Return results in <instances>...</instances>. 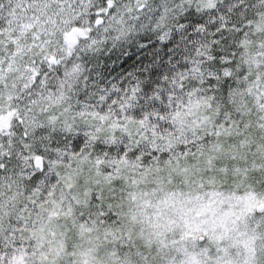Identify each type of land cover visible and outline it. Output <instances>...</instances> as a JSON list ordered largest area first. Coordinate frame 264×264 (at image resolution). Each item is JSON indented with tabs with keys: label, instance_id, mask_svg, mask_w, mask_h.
Instances as JSON below:
<instances>
[{
	"label": "snow or ice",
	"instance_id": "obj_1",
	"mask_svg": "<svg viewBox=\"0 0 264 264\" xmlns=\"http://www.w3.org/2000/svg\"><path fill=\"white\" fill-rule=\"evenodd\" d=\"M0 264H264V0H0Z\"/></svg>",
	"mask_w": 264,
	"mask_h": 264
},
{
	"label": "trees",
	"instance_id": "obj_2",
	"mask_svg": "<svg viewBox=\"0 0 264 264\" xmlns=\"http://www.w3.org/2000/svg\"><path fill=\"white\" fill-rule=\"evenodd\" d=\"M141 37H143V39L141 41V44H138V46L142 45L144 49L149 51V53L147 54V56L149 55V58L147 57L148 61L146 62V64L142 62L141 63L142 66H137V67L134 66L133 69L131 68L132 72L129 74L125 73L124 71H120L121 69L120 63L122 62L121 53L123 51L120 53L119 52L113 53L111 56H107V57L101 56L102 59L100 60V63L104 65L105 70L112 71V74H114V76L115 75L117 76L118 81H120L122 85H126L128 80L133 75L142 78L145 83L155 82L156 80L159 79L160 75H162L166 70H170L171 68L168 61L165 62L167 58H165L164 55L166 53H169L167 52L168 50L166 48L161 47L159 41L150 35L139 34L137 39H140ZM127 46L125 44L124 47ZM129 47L136 49V45L135 46L132 45ZM121 77H123L124 79L121 80Z\"/></svg>",
	"mask_w": 264,
	"mask_h": 264
},
{
	"label": "rangeland",
	"instance_id": "obj_3",
	"mask_svg": "<svg viewBox=\"0 0 264 264\" xmlns=\"http://www.w3.org/2000/svg\"><path fill=\"white\" fill-rule=\"evenodd\" d=\"M139 35L133 36L125 41H120L117 44L113 45L111 42H108L105 47H103L101 50L95 53H90L88 56L85 57L86 61L92 65V71L93 72V79L97 81L98 84L110 86L112 83L118 81L117 76L112 74V71L105 70L104 65L100 63V60L102 57L111 56L113 53H121L122 62L120 63V71H124L125 73L129 74L132 72V69L137 66H142L141 63L148 61L149 53L148 50L144 49L142 45L138 46V44H141V41L143 37L140 39H137ZM132 43V44H130ZM126 44L129 46H135L136 49H133L129 46L124 47ZM124 47V48H123ZM130 49V50H128ZM133 49V50H132ZM168 50V49H167ZM169 52V51H167ZM168 55L169 53H166L164 56L167 58L165 62L168 61ZM102 56V57H101ZM148 57V58H147ZM96 60V61H95ZM132 68V69H131ZM118 75V74H117ZM114 80V82H113Z\"/></svg>",
	"mask_w": 264,
	"mask_h": 264
}]
</instances>
